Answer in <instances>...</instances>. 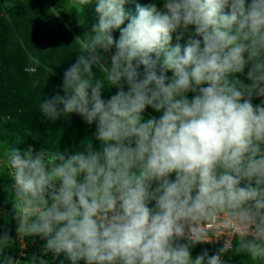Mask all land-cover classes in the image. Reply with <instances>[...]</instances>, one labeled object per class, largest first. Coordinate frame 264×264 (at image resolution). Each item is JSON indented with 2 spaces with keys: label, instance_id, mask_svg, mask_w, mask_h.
Returning a JSON list of instances; mask_svg holds the SVG:
<instances>
[{
  "label": "clouds",
  "instance_id": "obj_1",
  "mask_svg": "<svg viewBox=\"0 0 264 264\" xmlns=\"http://www.w3.org/2000/svg\"><path fill=\"white\" fill-rule=\"evenodd\" d=\"M126 2L96 0L98 23L74 38L76 61L39 104L49 120L95 123L100 149L21 150L19 137L4 148L16 232L39 236L59 264H227L230 249L264 261V100L252 103L264 97V0H153L135 15ZM106 84L117 89L107 99ZM147 107L162 114L146 119ZM225 213L235 246L193 258ZM0 264L49 261L2 250Z\"/></svg>",
  "mask_w": 264,
  "mask_h": 264
},
{
  "label": "rangeland",
  "instance_id": "obj_2",
  "mask_svg": "<svg viewBox=\"0 0 264 264\" xmlns=\"http://www.w3.org/2000/svg\"><path fill=\"white\" fill-rule=\"evenodd\" d=\"M124 7L136 8V5L127 1ZM95 8L96 1L91 4L81 5L79 0H0V28L2 29L7 25L13 24L14 32H16V22L19 23L20 30L16 32L15 36L17 48L15 45H12L13 51L18 53L24 60L28 58L34 61L32 58H37L39 63L45 67V69L40 72L44 74L43 79L48 80L49 84H47V86H42V88H35L34 90L29 89L30 93L34 96L41 95L42 91H44L40 103L46 97L50 98L56 92L60 91L59 86L62 84L63 72L70 64L76 61L78 52L80 51L79 45L74 42V38L76 36H82L91 29L93 24L98 23L99 16ZM14 18L16 19L15 22ZM34 20V26L29 27ZM66 25L68 27H66ZM31 28L38 34L36 33L37 35L35 36L32 35L30 33ZM184 43L185 40L183 44ZM175 44L176 42L172 40L171 45L174 46ZM180 44L183 46L182 43ZM35 50H41L44 56H48V53L53 54L56 66L46 67L45 62L41 57L36 55ZM7 52L6 50H1L0 52V70L2 65L9 59L10 54ZM112 53V50L110 53H105L107 58L104 61L110 62V55ZM29 70L35 71V68L32 67ZM93 71L97 73V78H104L105 74L102 70H98V68L94 66ZM246 74L247 68L243 74L238 73L236 75L247 84L250 83V81L247 79ZM39 78L41 79V76H39ZM105 86L106 89L103 91L102 96L107 99L114 94L117 89L115 87L110 89V85L107 84ZM9 91L10 93L8 92L7 100H4L3 104L6 108L12 109L11 113L15 117L16 123L23 121L26 124L29 122L42 124L49 121L46 127L50 126V128H54L56 121L65 117L61 116L55 121L47 119L40 112V103L36 104L34 107L27 106L21 111V114L15 112L14 108L17 107L16 98L18 89L13 86L9 88ZM60 94L62 95L63 93L60 92ZM187 95L191 98L193 93L189 92ZM253 100L261 103L264 97H254ZM72 114L76 118L77 115L75 113ZM161 114L162 113L156 112L151 107H147L143 116L146 119L153 116L158 118ZM69 116L70 114L67 116L68 121ZM78 120L81 121V124L78 125L79 130L82 131L85 136L89 134L91 138L94 139L93 142L98 146L101 145L100 142L94 138L96 131L95 123L89 125L83 118ZM75 142L78 143L77 140H75ZM6 145L10 144L8 141L0 138V236L8 234L11 241L5 242L0 238V251L4 250L5 255H10L21 261L28 259L33 254L37 256L43 255V259L49 261V264H59V261L64 259L63 254L55 260L51 253L46 255L42 254V246L45 241L41 240L39 236L20 237L16 232L17 224L16 221L12 219L11 203H8L11 199V194L7 189L13 181L11 177L8 176V168L4 163L3 151ZM170 178L174 179V174ZM205 249L208 250L209 255H212L219 248L197 243L191 248L192 257L195 258L197 254ZM222 259L226 261L227 264H264V261H254L246 254H236L232 249L225 253ZM65 264H71V262L65 260ZM78 264H85V261L81 260Z\"/></svg>",
  "mask_w": 264,
  "mask_h": 264
},
{
  "label": "trees",
  "instance_id": "obj_3",
  "mask_svg": "<svg viewBox=\"0 0 264 264\" xmlns=\"http://www.w3.org/2000/svg\"><path fill=\"white\" fill-rule=\"evenodd\" d=\"M96 0H92L94 2ZM130 1L131 4L134 5H147L153 2V0H127ZM91 2V3H92ZM161 4L163 3V0H158ZM90 3V4H91ZM126 12H129L132 15L136 14V8H125ZM16 19L14 18V22ZM34 22H31L29 27L34 26ZM127 21H125L126 26ZM17 29L20 30L19 23L16 22ZM16 32H14L13 24L7 25L5 28H0V52L1 50L8 51L7 53L9 55V59H7V62L2 65V68L0 70V138L8 141V143L15 144L17 142V138L19 137L20 144L17 146L21 150H26L29 146H32L35 151H39L41 148H49L50 150H57L61 153L65 152L67 150L70 154L74 153L75 151H83L85 148L84 142L87 140H91V136L88 134L85 136V134L79 130L78 125L81 124V121L78 119H81L82 117L78 114H76V118L73 116V114H70L69 121L67 116L60 119L59 121H56L54 124V128H50V126L46 125L49 123V121H46L45 123H24L19 122L16 123L15 117L12 115V109H8L3 104L4 100H7L8 92L10 87H15L18 89V95L16 98V104L17 107L14 108L15 112H18L21 114V111H23L27 106L34 107L36 104L40 103L42 100L41 97L44 95V91H42L41 95L34 96L30 93V90H34L35 88H42V86H47L49 84L48 80H44V74H42L40 71L44 70L45 67L42 66L40 63H35V61H32L31 59L26 58L25 60L21 58V56L18 53H15L12 49V45L17 48L16 44ZM30 33L32 35H37L33 28L30 29ZM113 36L115 39H118L119 37V30L113 31ZM15 37V39H14ZM173 40L177 43L175 39V34H173ZM184 40L179 41V43L183 44ZM184 45V44H183ZM36 55L42 58V60L45 62L46 67H55V60L54 55L49 54L48 56H44L41 53V50H35ZM112 52H115V48L113 47ZM38 53V54H37ZM103 60L102 62L107 58V55L105 53H102ZM34 67L35 71H30L29 69ZM143 70V67H141V71ZM167 76L171 77L172 73L169 71L166 73ZM41 76V79L39 78ZM37 78V80H36ZM126 88V86H125ZM6 98V99H5ZM252 103L254 105L260 104V102H257L252 99ZM9 116V117H8ZM23 120V119H22ZM50 125V124H49ZM52 127V126H51ZM75 140L78 141L75 142ZM94 139H92L93 146L96 150H99L101 145H97L93 142ZM206 244L213 247H223L220 243H205L201 242L200 244ZM233 246H235V241Z\"/></svg>",
  "mask_w": 264,
  "mask_h": 264
},
{
  "label": "built area",
  "instance_id": "obj_4",
  "mask_svg": "<svg viewBox=\"0 0 264 264\" xmlns=\"http://www.w3.org/2000/svg\"><path fill=\"white\" fill-rule=\"evenodd\" d=\"M204 227L209 232V236L207 237L209 240L205 243H220L224 246L225 241L231 239L234 244L236 238L232 237L229 231L231 228V221L227 219L226 213L212 223L206 224Z\"/></svg>",
  "mask_w": 264,
  "mask_h": 264
}]
</instances>
